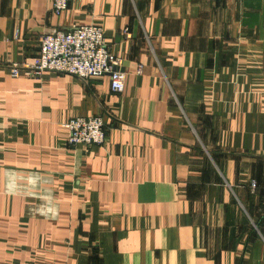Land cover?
<instances>
[{"label":"crops","instance_id":"1","mask_svg":"<svg viewBox=\"0 0 264 264\" xmlns=\"http://www.w3.org/2000/svg\"><path fill=\"white\" fill-rule=\"evenodd\" d=\"M51 9L0 0V264H264V0ZM80 25L103 28L123 93L11 77ZM94 116L105 143L70 147L66 122Z\"/></svg>","mask_w":264,"mask_h":264},{"label":"built area","instance_id":"2","mask_svg":"<svg viewBox=\"0 0 264 264\" xmlns=\"http://www.w3.org/2000/svg\"><path fill=\"white\" fill-rule=\"evenodd\" d=\"M54 16L61 15L68 7V0H51ZM124 34H127L125 29ZM16 36V34H15ZM121 59L108 49L103 28L97 25L74 26L68 31L43 35L39 49L29 65L13 64L9 67L11 77L39 78L46 72L66 74L82 80L107 76L109 89L114 94L125 90L126 75L120 71ZM142 66L136 73L140 75ZM66 143L70 147L84 146L89 149L102 146L107 132L101 117H74L65 124ZM256 187L251 181L250 188Z\"/></svg>","mask_w":264,"mask_h":264}]
</instances>
